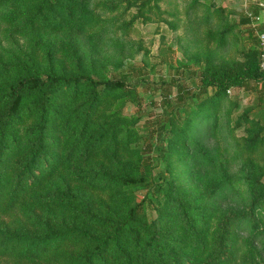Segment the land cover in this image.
<instances>
[{
  "label": "trees",
  "instance_id": "1",
  "mask_svg": "<svg viewBox=\"0 0 264 264\" xmlns=\"http://www.w3.org/2000/svg\"><path fill=\"white\" fill-rule=\"evenodd\" d=\"M86 3L0 0V16H20L34 35L0 56V264H242L234 227L243 218L258 226L256 211H264L258 38L238 59L207 58L197 89L177 78L174 95L163 86L161 109L141 131L139 116L124 112L129 102L142 109L138 81L129 70L108 74L106 62L81 47L76 21ZM234 86L255 92L243 113L252 118L249 135L237 138L248 153L242 210L207 201L219 183L195 190L186 167L187 133Z\"/></svg>",
  "mask_w": 264,
  "mask_h": 264
},
{
  "label": "rangeland",
  "instance_id": "2",
  "mask_svg": "<svg viewBox=\"0 0 264 264\" xmlns=\"http://www.w3.org/2000/svg\"><path fill=\"white\" fill-rule=\"evenodd\" d=\"M141 3L142 0H87L76 26L81 30L82 49L106 62L108 74L129 70L131 81H138L142 109L129 102L124 112L139 116L135 126L142 131L161 109L163 86H170L174 95L177 78L197 89L199 80L195 73L207 58L238 59L240 49L253 37L258 38L260 15L245 0ZM248 11L254 16L250 17ZM23 22L20 16L10 20L6 15L0 16V56L4 59L18 49L16 44L25 48L27 39L34 36ZM221 31H225L223 40L219 36ZM135 67L142 68V73L131 71ZM211 91L209 87L208 93ZM254 95L251 90L230 87L216 101L213 114L196 119L187 133L186 167L192 188L204 191L217 181L219 184L207 201L228 209L242 210L250 201L243 167V156L248 153L241 152L237 138H242L252 124V118L245 119L243 113L253 106ZM240 120L242 124L238 125ZM257 154L263 156L261 150ZM183 181L179 176L176 183L184 187ZM142 193L137 191V197H142ZM175 200L170 209L172 230L177 229L179 222L180 207ZM151 214L157 215L155 211ZM256 214L258 226L243 218L234 227L242 264H264V211L257 209ZM164 222H157L159 229Z\"/></svg>",
  "mask_w": 264,
  "mask_h": 264
},
{
  "label": "built area",
  "instance_id": "3",
  "mask_svg": "<svg viewBox=\"0 0 264 264\" xmlns=\"http://www.w3.org/2000/svg\"><path fill=\"white\" fill-rule=\"evenodd\" d=\"M245 2H248L250 6L256 9L255 11L257 12L256 15H260V20H259L260 28L258 30L257 36L260 47V54H259L260 67L264 70V0H245ZM247 13L250 15V17L254 16L252 11H248Z\"/></svg>",
  "mask_w": 264,
  "mask_h": 264
}]
</instances>
